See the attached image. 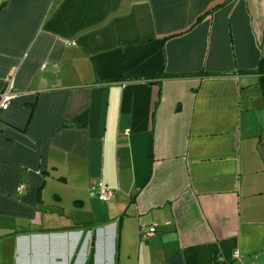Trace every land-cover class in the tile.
Wrapping results in <instances>:
<instances>
[{
	"label": "crops",
	"instance_id": "crops-1",
	"mask_svg": "<svg viewBox=\"0 0 264 264\" xmlns=\"http://www.w3.org/2000/svg\"><path fill=\"white\" fill-rule=\"evenodd\" d=\"M261 58L264 0H0V264H264Z\"/></svg>",
	"mask_w": 264,
	"mask_h": 264
},
{
	"label": "built area",
	"instance_id": "built-area-1",
	"mask_svg": "<svg viewBox=\"0 0 264 264\" xmlns=\"http://www.w3.org/2000/svg\"><path fill=\"white\" fill-rule=\"evenodd\" d=\"M18 93L13 90L12 80L10 76L6 77L3 83V86L0 90V112L6 110L11 102L18 97ZM90 189L93 191L96 198L101 202H108L113 194V190L105 186L101 181L92 183ZM155 232V224L151 225L148 229V235H151ZM233 257H239L237 251L233 252Z\"/></svg>",
	"mask_w": 264,
	"mask_h": 264
},
{
	"label": "trees",
	"instance_id": "trees-1",
	"mask_svg": "<svg viewBox=\"0 0 264 264\" xmlns=\"http://www.w3.org/2000/svg\"><path fill=\"white\" fill-rule=\"evenodd\" d=\"M252 71L259 75L258 82H259L260 90L262 94H264V58H261L259 60L256 67ZM155 77L172 78V77H183V76L170 75L166 73L163 70V68H159L148 76L149 79Z\"/></svg>",
	"mask_w": 264,
	"mask_h": 264
}]
</instances>
